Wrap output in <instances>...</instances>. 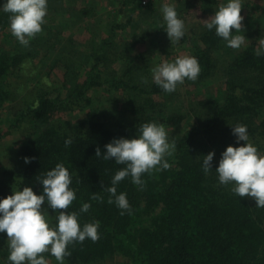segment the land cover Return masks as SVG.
Wrapping results in <instances>:
<instances>
[{
	"label": "trees",
	"instance_id": "16d2710c",
	"mask_svg": "<svg viewBox=\"0 0 264 264\" xmlns=\"http://www.w3.org/2000/svg\"><path fill=\"white\" fill-rule=\"evenodd\" d=\"M194 3L210 17L219 7L216 0ZM250 9L261 11L260 17L264 15L258 6ZM55 11L54 6L49 7L51 14ZM8 15L0 12V111L5 112L4 105L11 96L9 81L18 77L25 60L40 58L42 67L49 52L61 50L52 57V63L53 68H62L63 78L56 81L49 75L53 78H49L50 86L37 85L33 99L16 115L4 119L10 130L20 129L14 150L20 159L28 157L31 163L15 172L0 169V198L12 195L17 184L31 187L39 195V181L47 171L58 163L68 169L76 200L69 210L61 211L76 212L81 226L95 221L100 226L97 241L86 239L68 246L70 255L64 264H103L108 259L121 264H264V208L256 207L249 197L234 195L232 186L220 185L215 173L226 148L244 143L237 144L232 134L236 124L247 126L249 141L258 151L264 145V56L255 54V43L228 52L230 59L220 78L224 88H218L215 95L208 94L211 103L197 102L204 114L191 108L195 119L190 122L188 114L167 105L181 87H207L215 79L216 60L227 50L226 42L214 29L200 25L190 37L181 39L180 43L188 47L187 55L198 60L201 70L195 82L185 80L169 94L152 83V55L147 58L133 51L136 44L155 34L143 30L140 38L132 40V33L139 29L134 19L113 23L107 37L91 45L80 59L73 37H65L61 29L50 32L55 28L50 25L42 26L47 36L33 38L28 47L13 42ZM154 42L158 45L161 41ZM40 51L47 53L39 56ZM164 52L160 48L156 53ZM77 67L88 71L82 81L76 77ZM146 76L149 79L144 83ZM100 88L115 93L121 90L119 111H108ZM58 113H66L68 118L56 117ZM148 122L180 130V134L174 140V153L165 157L168 169L144 174L143 189L134 185L131 177L117 185V194L126 193L131 209L121 215L115 204L108 203L105 189L112 186L113 176L124 165L96 157V150L103 154L105 145L114 139L135 138L139 125ZM69 138L72 143L65 147ZM210 152L215 153L212 172L205 174L202 162ZM16 174L22 185L17 183ZM93 194L98 198L92 199ZM83 203L91 205L87 213L80 212ZM43 206L47 209L46 204ZM47 211L55 215L51 209ZM50 219L55 224V219ZM6 240V233L0 234V262L9 254ZM43 255L56 261L48 253Z\"/></svg>",
	"mask_w": 264,
	"mask_h": 264
},
{
	"label": "clouds",
	"instance_id": "9594fccd",
	"mask_svg": "<svg viewBox=\"0 0 264 264\" xmlns=\"http://www.w3.org/2000/svg\"><path fill=\"white\" fill-rule=\"evenodd\" d=\"M242 0H227L221 4L214 15L202 21L207 30H215L217 37L226 42L232 49H240L247 39L244 35H234L241 31ZM0 12L9 14V30L11 35L24 47L42 32L46 23L48 0H4ZM164 32L171 44L179 43L185 35V22L178 17L175 6L164 3L161 7ZM255 54L264 56V38H259ZM198 60L189 55L180 56L173 61L163 60L151 68L152 83L165 93H173L178 85L185 80L195 82L200 74ZM147 83V80L143 81ZM239 147L228 146L221 154L215 173L220 185H231L234 195L249 197L255 201L258 208H264V155L249 141L246 125L236 124L232 127ZM71 138L65 140V147L70 146ZM175 141L169 142L168 133L162 124L148 122L140 124L135 138L114 139L105 145L102 154L97 148L96 157L105 161H113L124 165L111 180V187L105 189L109 194L108 203L115 204L121 210L130 212L126 193L117 194V185L127 177H131L134 185L143 189L142 176L155 170H166L170 167L165 157L175 151ZM215 153L207 154L202 162V170L208 174L212 168ZM25 164L31 159L24 158ZM41 194L34 193L31 187L22 190H12V195L0 198V234L7 236L9 254L8 264H49L44 253L54 257L57 264H64L66 256L70 255L68 246L83 243L86 239L95 242L99 239V222L87 223L81 226L76 212L69 210L76 200V191L71 188L72 179L68 169L58 163L47 171L40 179ZM98 197L93 194L92 199ZM55 212L48 214L47 209ZM91 205L83 203L80 212L87 213ZM55 219V224L52 219Z\"/></svg>",
	"mask_w": 264,
	"mask_h": 264
},
{
	"label": "rangeland",
	"instance_id": "374dc122",
	"mask_svg": "<svg viewBox=\"0 0 264 264\" xmlns=\"http://www.w3.org/2000/svg\"><path fill=\"white\" fill-rule=\"evenodd\" d=\"M59 1V2H58ZM48 0V13L45 17V25H50L55 27L51 29H61L65 37L72 36L74 40V46L77 49L78 56L81 59L91 45L97 44L101 38L107 37L111 30L113 23H122L127 20L130 21L134 19L139 22V29L132 33L131 39L136 40L140 38V33L143 30L149 31L152 34L146 38V42H140L136 44L133 51L136 53L142 52L144 56L149 58L151 55L152 61L150 62V77L151 68L160 63L163 60L173 61L175 58L187 55L186 49L187 45L183 46L185 42L171 44L164 32L163 19L161 14V7L164 3L172 4L178 13V17L185 22V35L190 37V33L197 30L198 26L204 25L202 21H206L210 18L207 13H203L194 0H154L150 5L139 7L136 0ZM174 1V2H173ZM219 6L225 4L227 0H216ZM4 0H0V5H2ZM137 2V3H136ZM193 2V3H192ZM73 3V5H72ZM193 4V5H190ZM54 6L56 11L54 14L49 12V7ZM258 6L260 10L264 11V0H242L241 9V31L234 32V35H244L247 41L240 48L243 49L255 43L257 46V41L262 35L264 38V15L260 17L261 11H254L255 9H250V7ZM71 7V9L69 8ZM134 10L133 12H131ZM51 11V10H50ZM254 11V12H253ZM260 17V18H259ZM257 19H259L257 21ZM57 25L59 27H57ZM131 26V24H130ZM45 28L42 27V32L37 34L36 37L44 38L46 37ZM9 30V28H8ZM6 30V31H8ZM141 31V32H140ZM256 32H259L257 35ZM11 33V32H9ZM131 39H129L131 41ZM1 40V39H0ZM156 40L161 42L155 45ZM13 42H17V39L13 38ZM154 42V43H153ZM191 43V42H190ZM160 48H164L165 54L156 53ZM240 49H232L229 47H224L223 55L219 56L216 60V68L214 78L207 87L196 88L194 86H184L179 89V95L174 97V100L168 102L169 106L167 108L174 109V111H179L180 113H185L190 116V122L194 121V113L190 112L191 108L196 112L203 113L205 110L202 107L196 106L197 102L205 100V103H211L208 94H216L218 88H224L223 81L220 79L223 75V70L227 66V62L230 59L229 51H239ZM61 53V50H59ZM57 49H53L49 52V59H43L44 66L40 67L38 62L40 58L32 60H25L21 64V68L17 73V78H12L9 82V92L11 96L9 100L5 103L4 108L6 113L0 111V169L7 167L12 169L14 172L18 171L25 162L20 159L15 152V144L19 139L20 129L9 128V123L4 122V119L10 118L16 115L20 109H22L26 103L33 99V88L37 85L50 86L51 81L49 75L54 76L56 81H60L63 78V70L61 67H54L52 63V57L59 53ZM47 52L40 51L39 56H45ZM112 58H116L111 55ZM84 60V59H83ZM40 68V70H39ZM53 68V69H52ZM77 72L76 77L79 81H82L87 75L88 71L81 67L75 69ZM48 72V73H47ZM50 78V79H49ZM149 79L147 76L145 78ZM137 80V79H136ZM108 86L107 84H105ZM99 94L104 92L101 97L104 99L102 103L108 108V111L117 112L121 107V97L118 90L117 93L114 91H108L107 88H100ZM115 94V95H114ZM100 97V98H101ZM161 100V99H160ZM100 103V102H99ZM177 114H179L177 112ZM204 114V113H203ZM56 117L68 118L66 113H58ZM71 118V115L69 116ZM164 126V125H163ZM165 127V126H164ZM168 133L169 142L175 140L180 134V130H170L165 127ZM182 129V127H181ZM261 155H264V145L261 146L259 150ZM19 175L16 174L17 183L21 184L19 181ZM22 185V184H21ZM24 186H18L16 190H22ZM250 201H254L249 198ZM42 210L44 206L42 205ZM113 260V261H112ZM106 260L103 264H121V261L116 259ZM4 262L0 264H8L7 257ZM49 261V260H48ZM112 261V262H110ZM49 264H57L56 261H49Z\"/></svg>",
	"mask_w": 264,
	"mask_h": 264
},
{
	"label": "built area",
	"instance_id": "2783aa9c",
	"mask_svg": "<svg viewBox=\"0 0 264 264\" xmlns=\"http://www.w3.org/2000/svg\"><path fill=\"white\" fill-rule=\"evenodd\" d=\"M136 1L139 2V3L136 2L139 7H143L150 5L154 0H136Z\"/></svg>",
	"mask_w": 264,
	"mask_h": 264
},
{
	"label": "crops",
	"instance_id": "0c3cea01",
	"mask_svg": "<svg viewBox=\"0 0 264 264\" xmlns=\"http://www.w3.org/2000/svg\"><path fill=\"white\" fill-rule=\"evenodd\" d=\"M174 2V1H173Z\"/></svg>",
	"mask_w": 264,
	"mask_h": 264
}]
</instances>
